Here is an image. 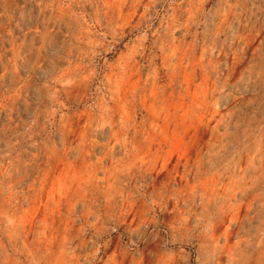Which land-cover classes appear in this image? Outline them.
<instances>
[{
  "label": "rangeland",
  "instance_id": "obj_1",
  "mask_svg": "<svg viewBox=\"0 0 264 264\" xmlns=\"http://www.w3.org/2000/svg\"><path fill=\"white\" fill-rule=\"evenodd\" d=\"M0 264H264V0H0Z\"/></svg>",
  "mask_w": 264,
  "mask_h": 264
}]
</instances>
